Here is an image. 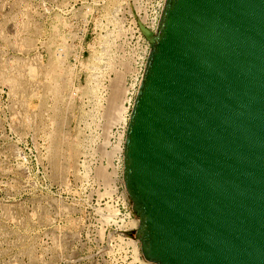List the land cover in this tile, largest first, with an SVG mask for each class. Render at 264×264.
Here are the masks:
<instances>
[{
  "label": "water",
  "instance_id": "1",
  "mask_svg": "<svg viewBox=\"0 0 264 264\" xmlns=\"http://www.w3.org/2000/svg\"><path fill=\"white\" fill-rule=\"evenodd\" d=\"M129 109L143 260L264 264V0H166Z\"/></svg>",
  "mask_w": 264,
  "mask_h": 264
},
{
  "label": "rangeland",
  "instance_id": "2",
  "mask_svg": "<svg viewBox=\"0 0 264 264\" xmlns=\"http://www.w3.org/2000/svg\"><path fill=\"white\" fill-rule=\"evenodd\" d=\"M128 3L0 0V264H152L123 222Z\"/></svg>",
  "mask_w": 264,
  "mask_h": 264
},
{
  "label": "built area",
  "instance_id": "3",
  "mask_svg": "<svg viewBox=\"0 0 264 264\" xmlns=\"http://www.w3.org/2000/svg\"><path fill=\"white\" fill-rule=\"evenodd\" d=\"M165 4L166 0H131V2L129 0V3L127 4L128 10L126 11L123 22L126 31L119 38V41L129 45V51L127 52L129 57L137 58V72L132 77L133 83L128 92L130 106L132 105L133 99L137 93L138 86L140 84L146 66V61L151 49V44L142 33L139 22H141L150 32L156 33ZM137 8L138 10H136ZM123 130L126 131L125 125ZM120 166L123 167V160H120ZM125 193L126 191L123 190L122 199L125 203L123 207L129 209V204L127 202V196ZM124 197H126V199H124ZM132 217V213L129 209V213L124 217L123 222H126V220L130 221Z\"/></svg>",
  "mask_w": 264,
  "mask_h": 264
},
{
  "label": "bare ground",
  "instance_id": "4",
  "mask_svg": "<svg viewBox=\"0 0 264 264\" xmlns=\"http://www.w3.org/2000/svg\"><path fill=\"white\" fill-rule=\"evenodd\" d=\"M130 62H131V65H134L132 68L137 70V66H136L137 58L132 57ZM132 74L134 75L135 73L132 72ZM127 91H128V89H125L124 84H122V80L118 77L116 79V81L114 82V86H113V91H112V96H111L112 98L110 101L111 106L109 105L110 107H108V108H110L109 113H110V116H111L113 121L115 120L116 122H119V123L125 122V116L124 115H125L127 108L123 106L124 99H122L121 96L126 94ZM120 100H121V104L118 105L117 102ZM116 122H114V123H116Z\"/></svg>",
  "mask_w": 264,
  "mask_h": 264
}]
</instances>
